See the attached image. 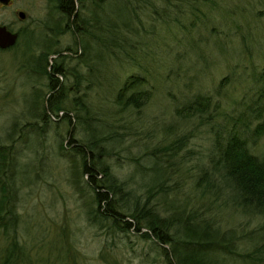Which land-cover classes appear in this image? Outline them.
Returning <instances> with one entry per match:
<instances>
[{
  "label": "rangeland",
  "instance_id": "1",
  "mask_svg": "<svg viewBox=\"0 0 264 264\" xmlns=\"http://www.w3.org/2000/svg\"><path fill=\"white\" fill-rule=\"evenodd\" d=\"M179 2L171 0L169 21L162 17L154 19L155 33H144L142 47L146 53H141L142 65L134 69L148 77L153 96L140 111L119 116L117 127L123 144L106 162L118 178L125 180L127 188L135 191L136 198L144 200L143 184L155 181L159 170L147 171L138 161L154 164L151 158L143 156L145 151L165 147L176 135L184 134L183 146L175 154L167 150L169 155L164 161L169 167V192L176 198L167 199V206L159 201L161 206L173 209L184 202L190 209L196 208L215 219L223 229L233 228L238 234L251 235L252 230L264 224V213H255L234 202L222 175L214 174L213 147L218 132L234 121L240 125L241 112L262 102L264 0H212L204 9L205 14L199 13L198 18L182 17L180 10L187 8L183 2L182 8L175 7ZM56 4L57 0H12L11 6L0 7V25L29 32L20 37L13 49L0 50V142L7 141L6 131L14 120L18 124L30 120L27 109L34 106L36 91L43 93L44 100L48 96L47 77L29 69L24 62L31 61L29 50L37 39L54 37L50 25L61 16ZM18 10L26 13L24 19H20ZM178 14L180 21H173ZM164 17L167 18L166 14ZM145 23L151 28L150 21ZM74 36L68 32L54 38L58 39V48H63L73 43ZM55 58L51 54L49 62ZM67 60L71 66L77 63L76 59ZM117 65L114 62L105 66L99 73L100 87L93 84L89 88L91 96L86 102L94 108L110 106L109 95H113L127 74ZM80 69L87 74L85 64ZM59 79L68 94L65 106L71 108V99L85 90L87 81L83 80L79 93L69 90L74 81L70 73ZM196 93L210 95L218 103L216 111L212 109L204 117L179 116L176 108ZM68 110L70 116L75 115V109ZM62 114L63 111L52 116L41 139L33 134L28 136V147L22 151L26 155L38 147L43 157L28 159L24 168L19 167L16 178L22 184L17 207L22 215L18 234L24 243L16 263L163 264L162 258H154L149 240L132 232H120L92 216L90 198L86 189L82 190L83 177L79 175L81 187L74 185L76 176L72 173L76 169L80 173V156L67 152L71 149L58 147L62 139L67 143L69 136L76 141L68 146L81 144L84 129L74 117L71 123ZM253 151H264V134L257 139ZM25 168L28 172H24ZM158 195L154 189L149 201L154 202ZM4 244L0 232V251Z\"/></svg>",
  "mask_w": 264,
  "mask_h": 264
},
{
  "label": "trees",
  "instance_id": "2",
  "mask_svg": "<svg viewBox=\"0 0 264 264\" xmlns=\"http://www.w3.org/2000/svg\"><path fill=\"white\" fill-rule=\"evenodd\" d=\"M179 1L186 4L187 8L180 10L182 17L198 18V14L204 13L212 0ZM57 2L61 16L51 23V33L56 37L69 32L75 35L73 43L58 48V39L48 36L37 39L30 47L31 61L24 62V65L47 77L48 96L44 100L43 93L36 91L34 106L27 109L30 120L22 124L14 120L6 131L7 141L0 142V232L5 241L0 251V264H17L24 245L18 234L22 217L17 207L22 185L16 181L19 167L24 168L25 162L32 157H43L38 147L30 155H24L22 151L28 147V136L33 134L38 140L44 135V127L52 121V116L61 111L63 119L68 118L72 123L74 117L84 129L81 144L68 146L76 141L69 136L67 143H63V139L58 141V147L61 150L71 149L67 152L80 156V173L78 169L72 173L76 176L74 185H79V175L82 176V190L87 191L90 213L94 218L105 224L108 222L107 225L120 232H132L149 240L150 249L155 251L154 258H162L163 264H264V224L252 230L251 235H242L233 228L223 229L215 219L203 215L196 208L190 209L184 202L173 209L161 206L159 201L167 206V199L176 198L174 193L169 192L172 189L167 183L170 179L169 167L164 161L167 160V154H175L183 146L186 140L184 134L176 135L165 147L156 146L145 151L143 156L151 158L154 164L143 165L138 161L147 171L159 170L155 181H145L143 184L145 190L142 194L146 195L144 200L136 198L135 191L127 188L125 180L118 178L112 172L109 162H106L123 144L117 127L119 116L140 111L153 96L154 90L148 85V77L136 72L134 67L142 65L139 57L141 53H146L142 47L144 33H155L152 29L153 20L162 17L169 21L171 0ZM180 2L174 6L181 7ZM145 20L150 21L151 28L146 27L148 24ZM173 21H180L179 14L173 17ZM51 54L56 56L52 63L49 62ZM67 58L76 59L77 63L68 65ZM114 62L120 71L127 74L113 95H109L110 106L96 109L86 102L91 96L88 90L93 84L100 87L99 73ZM82 64L88 67L86 75L80 69ZM66 73L74 77L70 91L80 93L81 83L87 81L85 90L71 99L74 105L71 108L65 106L68 94L64 82L59 79ZM261 76L264 77V71ZM260 94L261 99L263 97L261 103L255 102L256 106L251 105L241 112L240 125L234 121L215 135L213 161L214 174L222 175L234 202L240 207L263 214L264 151H253L257 139L264 134V92ZM217 107L218 103L213 102L210 95L196 93L187 97L184 105L176 108V112L181 117H204L212 109L216 111ZM68 109H75V115L70 116ZM19 140L21 146H18ZM167 150L171 152L166 153ZM33 171L37 173L36 169ZM24 172H28V169L25 168ZM154 189L159 195L153 202L149 199ZM131 197L134 199L132 203Z\"/></svg>",
  "mask_w": 264,
  "mask_h": 264
},
{
  "label": "water",
  "instance_id": "3",
  "mask_svg": "<svg viewBox=\"0 0 264 264\" xmlns=\"http://www.w3.org/2000/svg\"><path fill=\"white\" fill-rule=\"evenodd\" d=\"M10 0H0L4 4H8ZM20 18H25L26 13L23 10L18 12ZM18 33L12 32L7 28L6 25H0V47L6 48L11 45H14L17 41Z\"/></svg>",
  "mask_w": 264,
  "mask_h": 264
},
{
  "label": "flooded vegetation",
  "instance_id": "4",
  "mask_svg": "<svg viewBox=\"0 0 264 264\" xmlns=\"http://www.w3.org/2000/svg\"><path fill=\"white\" fill-rule=\"evenodd\" d=\"M57 1H58V0H57ZM11 3H12V0H10L8 4H4V3L0 2V7H2L3 5H4L5 7L11 6ZM58 3H59V2H57V4H58ZM19 11H20V10L17 11V14H18ZM18 15H19V14H18ZM20 19H24V18H20ZM6 26H7V28H8L9 30H11L12 32H17V33H18V38H16L17 41H16V43H15L14 45H11V46L6 47V48H1V47H0V50L13 49V48L16 47V45L18 44V41H19L20 37L23 38L24 36L28 35V33H29L28 31H26L25 28H19V29H17V30H13V29H12L11 27H9L8 25H6Z\"/></svg>",
  "mask_w": 264,
  "mask_h": 264
}]
</instances>
